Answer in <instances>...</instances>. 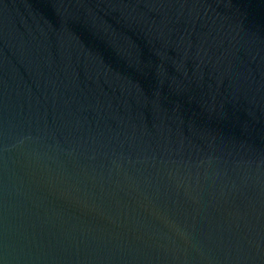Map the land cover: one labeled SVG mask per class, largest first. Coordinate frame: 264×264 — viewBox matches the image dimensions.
<instances>
[{"label":"water","instance_id":"1","mask_svg":"<svg viewBox=\"0 0 264 264\" xmlns=\"http://www.w3.org/2000/svg\"><path fill=\"white\" fill-rule=\"evenodd\" d=\"M0 264H264V0H0Z\"/></svg>","mask_w":264,"mask_h":264}]
</instances>
